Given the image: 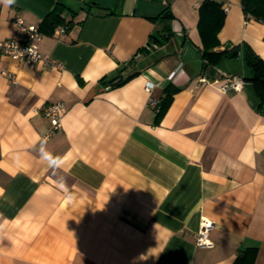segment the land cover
<instances>
[{"label":"crops","instance_id":"1","mask_svg":"<svg viewBox=\"0 0 264 264\" xmlns=\"http://www.w3.org/2000/svg\"><path fill=\"white\" fill-rule=\"evenodd\" d=\"M201 1L0 0V40H22L15 19L39 27L56 3L72 22L40 31L52 67L0 55V264H264V113L241 52L202 67ZM217 1V49L245 43L264 59V22ZM148 44L139 74L101 82ZM225 76L242 87L221 90ZM167 84L178 90L156 121L145 87L158 98ZM56 100L61 128L46 137L37 109ZM203 218L212 246L195 244Z\"/></svg>","mask_w":264,"mask_h":264},{"label":"trees","instance_id":"2","mask_svg":"<svg viewBox=\"0 0 264 264\" xmlns=\"http://www.w3.org/2000/svg\"><path fill=\"white\" fill-rule=\"evenodd\" d=\"M242 10L246 18L253 17L254 20L264 22V0H240ZM198 21L197 29L201 38V46L199 47L200 58L202 61V67L205 71L212 70L217 63L228 57H234L242 53L244 66L247 68L249 74L244 77V80L251 83L258 96L257 110L264 113V59L247 44L245 43H227L224 48L217 49L220 46L218 33L223 26L225 11L221 6V3L217 0H202L198 7ZM65 8L56 3L54 7L48 12L39 24L38 29L43 33H51L59 24H63L69 28L72 25L71 20H66L62 13ZM163 16L167 19H172L173 15L167 8L163 10ZM169 27L162 29H155L149 38L150 42L161 43L165 41L169 36ZM140 51L145 52L144 47ZM147 53L142 55L146 56ZM161 55L155 57L153 62H157ZM140 59H134L131 57L124 63V66L119 69L115 74L111 76H105L101 78V82L107 85L109 88L119 86L129 80L132 76L140 73L144 65L140 64ZM152 62V63H153ZM178 90L171 84H167L162 91V94L158 97L159 104L155 110L156 121H158L173 100L174 93ZM256 254L255 249H247L244 253L239 254L238 258H244L246 255L252 260ZM249 264H252L249 262Z\"/></svg>","mask_w":264,"mask_h":264},{"label":"built area","instance_id":"3","mask_svg":"<svg viewBox=\"0 0 264 264\" xmlns=\"http://www.w3.org/2000/svg\"><path fill=\"white\" fill-rule=\"evenodd\" d=\"M224 11L227 7H223ZM16 30L22 31L24 37L22 40L17 38H6L0 40V55H7L12 59L21 61L26 64L41 63L44 67H52L54 65V59L48 55L41 53L38 49V41L41 37V32L38 26L35 24H29L24 21L23 18L17 17L14 21ZM63 24H59L54 27L56 32H62L66 28ZM152 47L157 46V42H151ZM151 46L148 44L144 47L145 50H150ZM143 55L142 51H137L134 55V59H138ZM2 74L7 78L11 79L12 82L15 81V76L13 73L3 70ZM204 80V78H202ZM243 85V80L237 76H225L220 84V89L223 91L233 89L239 90ZM149 94L147 102L149 106L153 107L155 110L158 108L159 99L152 94L151 85L145 87ZM64 103L60 100L47 101L44 103L39 110L47 119L51 121L50 127L46 134V137L55 133L56 130L61 128V120L64 111ZM214 226L211 220L204 219L200 223L198 231H196L194 240L195 244L199 246H212L210 240L208 239V231Z\"/></svg>","mask_w":264,"mask_h":264},{"label":"clouds","instance_id":"4","mask_svg":"<svg viewBox=\"0 0 264 264\" xmlns=\"http://www.w3.org/2000/svg\"><path fill=\"white\" fill-rule=\"evenodd\" d=\"M5 2H6L7 4H12V3L15 2V0H5ZM144 258L146 259L147 257H144Z\"/></svg>","mask_w":264,"mask_h":264}]
</instances>
